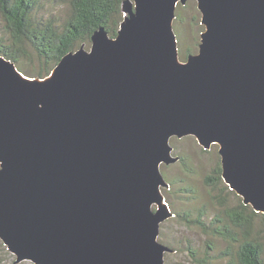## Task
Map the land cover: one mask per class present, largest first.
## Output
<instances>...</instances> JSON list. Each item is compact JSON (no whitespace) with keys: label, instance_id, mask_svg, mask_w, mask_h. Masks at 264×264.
I'll list each match as a JSON object with an SVG mask.
<instances>
[{"label":"water","instance_id":"obj_1","mask_svg":"<svg viewBox=\"0 0 264 264\" xmlns=\"http://www.w3.org/2000/svg\"><path fill=\"white\" fill-rule=\"evenodd\" d=\"M187 1L123 0L115 36L97 29L44 78L0 54V240L16 264H165L173 137L219 145L223 180L264 213V0H196L204 30L182 61Z\"/></svg>","mask_w":264,"mask_h":264},{"label":"trees","instance_id":"obj_2","mask_svg":"<svg viewBox=\"0 0 264 264\" xmlns=\"http://www.w3.org/2000/svg\"><path fill=\"white\" fill-rule=\"evenodd\" d=\"M59 1L65 5V9L57 15L53 13L55 8H50L45 0H0V54L15 62L21 72L24 71L20 68V62L24 58L30 56L36 59L38 71L28 74L32 78L46 77L65 54L79 49L83 44L89 48L91 37L97 29L103 27L111 36H115L124 19L123 0ZM185 7L179 4L176 11L178 32L181 10ZM179 157L178 162H185L183 156ZM215 174L216 177L207 176V181H222L221 160ZM238 203L233 207H224L221 215H216L209 222L201 208L175 214L188 227L200 228L204 233L227 242V247L221 253L225 264H264V242L257 230L259 221L264 225V213L244 204L241 196ZM208 248L213 249L212 246ZM209 249L206 254H209ZM187 252L194 264H211L210 255L203 257L192 244L188 245Z\"/></svg>","mask_w":264,"mask_h":264},{"label":"rangeland","instance_id":"obj_3","mask_svg":"<svg viewBox=\"0 0 264 264\" xmlns=\"http://www.w3.org/2000/svg\"><path fill=\"white\" fill-rule=\"evenodd\" d=\"M45 2L50 8H55L54 14L59 15L65 9L62 1L45 0ZM185 6L181 10L180 32L176 29L177 17L174 20L179 57L182 61L186 60L187 54L198 51L201 32L204 30L196 0H188ZM1 33L2 26L0 24V35ZM20 68L28 76L29 73L32 74L38 71L37 60L32 59L30 56L26 57L20 62ZM170 143L174 148L173 154L185 158L183 163L161 165V171L170 184L169 187L162 188V193L174 213L184 212L185 210L194 212L201 208L209 222L216 215H221L224 207L229 208L239 204L240 196L233 193L223 179L217 183L213 182V179L207 181L209 175L216 177L215 170L221 160L219 145L214 144L211 148L204 150L194 136L173 137ZM153 207L156 209L157 206L154 205ZM257 230L264 242V225L260 221L257 223ZM159 241L168 246L170 245L174 250L170 252L171 255H165V264H194L188 257L187 247L189 244L197 248L203 257L210 255L211 264L226 263L221 253L227 247V242L221 238L213 237L211 234L204 233L200 228L188 227L178 219L176 214L161 224ZM208 246H212L213 249L210 250ZM208 249L209 254H206ZM10 253L0 240V264H16V257ZM17 264L34 263L24 260Z\"/></svg>","mask_w":264,"mask_h":264},{"label":"clouds","instance_id":"obj_4","mask_svg":"<svg viewBox=\"0 0 264 264\" xmlns=\"http://www.w3.org/2000/svg\"><path fill=\"white\" fill-rule=\"evenodd\" d=\"M23 73V72H22ZM27 76V75H26Z\"/></svg>","mask_w":264,"mask_h":264}]
</instances>
